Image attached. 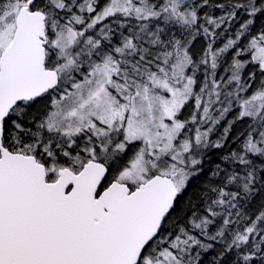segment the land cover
<instances>
[{
	"label": "snow or ice",
	"instance_id": "obj_1",
	"mask_svg": "<svg viewBox=\"0 0 264 264\" xmlns=\"http://www.w3.org/2000/svg\"><path fill=\"white\" fill-rule=\"evenodd\" d=\"M0 264H264V0H0Z\"/></svg>",
	"mask_w": 264,
	"mask_h": 264
},
{
	"label": "trees",
	"instance_id": "obj_2",
	"mask_svg": "<svg viewBox=\"0 0 264 264\" xmlns=\"http://www.w3.org/2000/svg\"><path fill=\"white\" fill-rule=\"evenodd\" d=\"M241 127H242V125H241ZM237 130H239V129H237Z\"/></svg>",
	"mask_w": 264,
	"mask_h": 264
}]
</instances>
